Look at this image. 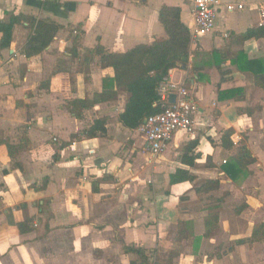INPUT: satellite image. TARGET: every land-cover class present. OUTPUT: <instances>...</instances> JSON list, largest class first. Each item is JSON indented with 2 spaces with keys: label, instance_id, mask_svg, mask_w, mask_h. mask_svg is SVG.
Segmentation results:
<instances>
[{
  "label": "crops",
  "instance_id": "0c3cea01",
  "mask_svg": "<svg viewBox=\"0 0 264 264\" xmlns=\"http://www.w3.org/2000/svg\"><path fill=\"white\" fill-rule=\"evenodd\" d=\"M225 1L245 7L222 8L215 31L192 39L187 64L168 77L199 102L195 133L178 132L153 156L139 128L119 120L129 93L113 83V67L87 50L126 52L166 39L164 5L179 7L192 31L193 2L0 0V20L23 13L62 25L36 55H26L28 22L15 26L10 48L0 47V137L17 146L13 159L0 144V264H131L138 255L124 245L144 248L155 264H264V228L251 241L264 224V89L238 66L242 52L264 62V37H244L261 26L264 0ZM236 88L244 91L220 98ZM108 91L115 96L82 118L71 113V100ZM98 118H106V132L91 135ZM228 129L234 145L224 149ZM190 142L191 154L200 153L192 165L181 159ZM242 146L256 161L231 178L224 164ZM208 180L219 188L198 191ZM214 211L218 226L204 236Z\"/></svg>",
  "mask_w": 264,
  "mask_h": 264
},
{
  "label": "trees",
  "instance_id": "16d2710c",
  "mask_svg": "<svg viewBox=\"0 0 264 264\" xmlns=\"http://www.w3.org/2000/svg\"><path fill=\"white\" fill-rule=\"evenodd\" d=\"M159 19L163 24L167 38L157 40L152 44H138L126 52H111L103 46L98 45L95 49L87 50L88 53H96L100 56V62L103 67H113L115 76L113 83L118 89H124L129 93V98L124 111L120 114V122L127 128L138 129L145 120L153 114L162 110L161 98L159 95V86L163 80L169 77L170 71L180 65H185L190 57V45L192 42L191 30L181 19V9L175 6L164 5L160 10ZM28 22L33 30L26 45V55L33 56L45 50L54 40L57 32L62 27L51 18H37L26 14H12L9 20H0V47L10 48L14 28L17 24ZM245 38L264 37V26L250 28L245 34ZM246 58V59H245ZM239 69L250 71L254 76L256 87L264 89V62L257 59H248L242 52L239 56ZM220 68L221 66L218 65ZM244 89L236 88L225 92H220V98L230 92H243ZM115 96L113 92L96 93L89 98H75L69 102L70 111L76 118L83 117V111L96 103L106 101ZM89 134L96 135L98 132H106V118H98L88 130ZM234 131L228 129L222 136L224 149H230L234 145L232 135ZM0 144H5L9 155L15 159L17 146L12 144L10 139L0 137ZM196 143L190 142L184 149L182 161L192 165L194 160L200 156V153L191 152L195 149ZM256 161L247 146H242L239 150L224 164V170L231 178H237L238 175L245 172L249 165ZM15 166L22 168L18 161ZM194 178L188 170L177 169V175ZM183 176V175H182ZM220 186L219 180H208L198 191L216 190ZM238 208L237 212H241ZM219 214L210 212L205 217L206 233L209 236L212 229L218 226ZM25 222L20 223L19 227L23 231ZM182 224H180V227ZM264 228V224L254 228L251 241L260 240L259 231ZM126 252H132L138 255V259L131 264H155L144 248L124 245Z\"/></svg>",
  "mask_w": 264,
  "mask_h": 264
},
{
  "label": "built area",
  "instance_id": "2783aa9c",
  "mask_svg": "<svg viewBox=\"0 0 264 264\" xmlns=\"http://www.w3.org/2000/svg\"><path fill=\"white\" fill-rule=\"evenodd\" d=\"M194 4V28L191 31L195 40L216 29L217 18L222 8L232 12L242 10L245 4L225 0H190ZM260 25L264 26V2L258 6ZM176 96L174 102L170 97ZM162 110L148 117L139 127V132L147 141L153 156L164 153L178 132L193 135L196 130V118L200 111L198 100L192 91L184 84L163 80L159 86Z\"/></svg>",
  "mask_w": 264,
  "mask_h": 264
},
{
  "label": "water",
  "instance_id": "95a60500",
  "mask_svg": "<svg viewBox=\"0 0 264 264\" xmlns=\"http://www.w3.org/2000/svg\"><path fill=\"white\" fill-rule=\"evenodd\" d=\"M175 99H176V96L173 94V95L170 97V100H171V102H174Z\"/></svg>",
  "mask_w": 264,
  "mask_h": 264
},
{
  "label": "rangeland",
  "instance_id": "374dc122",
  "mask_svg": "<svg viewBox=\"0 0 264 264\" xmlns=\"http://www.w3.org/2000/svg\"><path fill=\"white\" fill-rule=\"evenodd\" d=\"M75 33H76V32H75ZM75 33H73L74 36L76 35Z\"/></svg>",
  "mask_w": 264,
  "mask_h": 264
}]
</instances>
